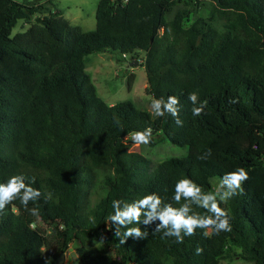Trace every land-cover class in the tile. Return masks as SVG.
<instances>
[{
	"label": "trees",
	"instance_id": "16d2710c",
	"mask_svg": "<svg viewBox=\"0 0 264 264\" xmlns=\"http://www.w3.org/2000/svg\"><path fill=\"white\" fill-rule=\"evenodd\" d=\"M20 19L28 27L12 35ZM95 19L84 31L59 9L0 0V184L23 174L40 191L27 205L36 216L23 189L0 208V264H55L74 240L80 264H264V0H99ZM106 51L143 52L145 92L161 107L178 97L182 125L131 101L106 104L84 62ZM148 127L149 146L161 134L186 154L152 165L129 151L130 134ZM238 168L248 179L221 202L214 183L229 193L226 173ZM181 179L199 191L177 202ZM211 194L231 231L196 227L183 243L164 236L171 222L156 231L166 206L214 215L201 203ZM145 195L160 200L151 218L143 206L138 221L111 219L114 200L124 211Z\"/></svg>",
	"mask_w": 264,
	"mask_h": 264
},
{
	"label": "rangeland",
	"instance_id": "374dc122",
	"mask_svg": "<svg viewBox=\"0 0 264 264\" xmlns=\"http://www.w3.org/2000/svg\"><path fill=\"white\" fill-rule=\"evenodd\" d=\"M26 1L30 5H44L46 7L59 9L63 15L75 25H79L84 31L94 30L96 26L95 12L99 0H16ZM44 11V10H43ZM204 13V11H203ZM28 27V23L20 19L12 29V35L23 31ZM143 58V52L131 59V55L123 56L119 51H106L91 53L85 56V71L91 77L96 87V92L106 104L112 105L121 101H131L136 107L144 109L151 114L152 96L145 92L147 85L146 71L139 62L134 65V61H140ZM133 75L132 84L129 87L128 78ZM128 150L135 151L150 160L152 165L160 163L169 157H179L186 154V147H180L169 142L161 134L157 136L154 145H137L128 143ZM215 181L217 179H214ZM223 187L219 194H226L227 185L214 183L215 190ZM43 230L49 231L48 227L41 226ZM80 245L78 240L72 241L64 255L63 264H80L76 248ZM218 264H250L239 258H224L219 260Z\"/></svg>",
	"mask_w": 264,
	"mask_h": 264
},
{
	"label": "clouds",
	"instance_id": "9594fccd",
	"mask_svg": "<svg viewBox=\"0 0 264 264\" xmlns=\"http://www.w3.org/2000/svg\"><path fill=\"white\" fill-rule=\"evenodd\" d=\"M188 98L192 104H195L197 93L190 94ZM206 103V101L202 102V104L205 106ZM161 105L162 99L152 100L151 108L153 109L154 115L156 117H164L165 113H170L171 116L175 119V123L178 126H181L182 121L179 119V112L177 108V106L179 105V98L176 96H168L167 103H163V107H161ZM203 110L204 107H193L192 114L194 116H199L203 112ZM152 131V128L148 127L143 131L132 132L130 134L131 139L137 145H148L151 142ZM226 175L228 178L225 182L228 184L230 192L222 194L220 196L221 202L228 200L231 191L240 188L241 181L248 179V174L244 168H238L234 172L226 173ZM24 179L25 176L23 174L14 175L7 180L6 186L4 184H0V208H3L5 203L11 204L13 200L17 199V196L21 193L22 189L23 194L19 195V200L21 205H23L26 209L30 200L35 201V198L40 196V191L38 189H33L32 187L25 185ZM198 191L199 189L195 187L193 182L187 179H181L177 181L175 185V194L173 196V199L178 202L180 200L181 194L186 198L194 197ZM241 192H243V189H241ZM210 201L211 203H209ZM118 203L119 202L117 200H114L112 202V207L116 212V215L112 216L111 219L113 221H118L121 225H123L125 223V219H128L129 221L135 219L138 221L140 216V208L143 206H148L151 209V213H149V216L151 218V215L155 213L160 200L154 195H145L140 201L137 202V204L129 206L124 211H121L119 209ZM201 203L203 208L207 209L208 212L214 215L202 216L198 213L194 215H187L189 209L186 206H181L179 209H174L171 206H166L164 211L157 214L162 223L161 225L157 226L156 231H160V228L166 227L171 222L172 229L168 232H165L164 236H174L177 243H183L185 236L194 235V228L196 227L205 229L207 228V226L215 224L216 234H219L220 230L231 231V225L228 222V213L225 209H222L218 205L215 194L205 196ZM27 210L33 216L38 215L39 210L35 207ZM217 221H219L218 224ZM181 228L186 229L184 236L180 235ZM133 232H135L137 235L140 234L139 229L137 228L128 229L127 234L131 235ZM201 251V248L196 249L197 254H200Z\"/></svg>",
	"mask_w": 264,
	"mask_h": 264
},
{
	"label": "water",
	"instance_id": "95a60500",
	"mask_svg": "<svg viewBox=\"0 0 264 264\" xmlns=\"http://www.w3.org/2000/svg\"><path fill=\"white\" fill-rule=\"evenodd\" d=\"M137 63H138V61H134V62H133L134 65H137ZM222 188H223V187H220V189H219V192H220V193L223 191ZM64 255H65L64 253H61V254L58 256V258H57L55 264H63V262H64Z\"/></svg>",
	"mask_w": 264,
	"mask_h": 264
},
{
	"label": "built area",
	"instance_id": "2783aa9c",
	"mask_svg": "<svg viewBox=\"0 0 264 264\" xmlns=\"http://www.w3.org/2000/svg\"><path fill=\"white\" fill-rule=\"evenodd\" d=\"M125 56V55H124Z\"/></svg>",
	"mask_w": 264,
	"mask_h": 264
}]
</instances>
